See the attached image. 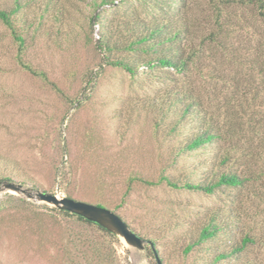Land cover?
<instances>
[{
	"label": "trees",
	"instance_id": "16d2710c",
	"mask_svg": "<svg viewBox=\"0 0 264 264\" xmlns=\"http://www.w3.org/2000/svg\"><path fill=\"white\" fill-rule=\"evenodd\" d=\"M139 1L151 10L147 20H135L130 15L122 19L119 43L111 42L104 32L98 37L104 64L123 71L132 85L146 96L151 95L148 103L135 101L124 108V115L130 119L127 126L130 130L140 126L142 134L137 138L151 139L152 145L155 139L160 145L157 176H144L137 167L130 166L124 194L134 189V183H142L216 197L218 203L197 213V224L183 234L186 240L178 248L179 256L169 258L171 264H264L250 251L264 240L256 237L257 226L245 223L254 224L257 216H264V0H201L196 6L194 0ZM113 2L101 0L100 4ZM19 7L20 0H14L10 11L0 7V21L10 29L21 51L24 38L13 23V13ZM92 19L100 18L96 15ZM124 31L129 36L126 40ZM114 50H124L125 54L112 57ZM160 70L163 75L158 74ZM89 80L86 82L91 83ZM118 101L122 100L116 98L115 107ZM76 102L78 96L72 104ZM86 136L94 153L89 163L96 167L95 153L105 150L99 148L103 135L94 129L88 130ZM135 139L134 136L131 150ZM124 149L119 155L121 162L143 156L138 147L135 153ZM7 162L0 156V180L13 178L5 171ZM66 172L67 169L61 174ZM97 174L93 173L92 178H98ZM7 196L15 204L1 210L0 238L29 236L23 229L30 230L31 220L36 223V236L42 235V221L58 220L56 215L61 214L65 222L72 218L81 226L82 233L62 237L60 253H45L44 241L43 256L65 264L68 246L76 247L87 239L98 264H119L113 243L117 236L105 228L46 204ZM105 202L101 197L90 203L113 212L120 206L109 207V201ZM259 220L264 226V217ZM143 239L149 244L153 264H157L155 254L168 264L159 240Z\"/></svg>",
	"mask_w": 264,
	"mask_h": 264
},
{
	"label": "rangeland",
	"instance_id": "374dc122",
	"mask_svg": "<svg viewBox=\"0 0 264 264\" xmlns=\"http://www.w3.org/2000/svg\"><path fill=\"white\" fill-rule=\"evenodd\" d=\"M200 1L194 0V5ZM100 3L101 0H51L50 3L20 0L18 11L13 13V23L24 38L21 51L10 29L0 21V156L8 161L5 171L12 175L11 181L24 187L89 203L104 197L109 207L119 204L115 212L140 237L157 238L166 262L171 264L169 258L179 256L178 248L186 240L183 234L197 224V213L218 201L214 195L164 184L134 183V189L124 194L130 166L137 167L144 176H157L160 145L155 139L152 145L151 139L137 138L142 134L140 126L134 125L131 130L127 126L130 119L124 115V108L135 101L148 103L151 95L146 96L137 85H132L123 71L104 64L98 37L104 32L111 42L119 43L122 19L130 15L135 20H147L151 10L139 0H114L113 5ZM0 7L10 11L14 0H0ZM96 15L99 21L92 22ZM124 37V40L129 37L126 31ZM124 54V50L111 53L112 57ZM158 74L163 75V70ZM138 82L141 83L140 79ZM76 96L80 104H72ZM116 98L122 101L115 107ZM94 129L103 135L99 148L105 149L95 153L97 168L89 163L94 153L86 142V132ZM134 136L133 150L138 147L143 156L121 162L119 155L124 148L135 153L130 149ZM65 169L67 172L61 174ZM95 171L98 178H92ZM99 179L102 182H97ZM7 194L26 199L15 193H0V220L4 213L1 210L15 204L7 199ZM56 217L58 220L42 221V235L36 236V223L31 220L30 230L23 229L29 236L21 238L14 234L10 240L2 236L0 264H56L43 256L44 241L45 253H60L62 237L66 239L68 233L83 230L72 218L65 222L61 214ZM262 217L257 216L254 224L245 223L257 226L255 235L263 241L264 226L259 223ZM113 243L119 264L155 262L147 240L143 250L127 245L119 237ZM69 247L65 264H98L87 239ZM250 251L264 263V242L257 243Z\"/></svg>",
	"mask_w": 264,
	"mask_h": 264
},
{
	"label": "water",
	"instance_id": "95a60500",
	"mask_svg": "<svg viewBox=\"0 0 264 264\" xmlns=\"http://www.w3.org/2000/svg\"><path fill=\"white\" fill-rule=\"evenodd\" d=\"M2 192L23 195L27 200L44 202L57 209L81 216L123 239L127 245L138 250L144 249V243L146 241L137 235L117 213L107 207L70 197H59L55 193L38 189L33 190L11 180L0 181V193ZM155 257L157 264H163L156 254Z\"/></svg>",
	"mask_w": 264,
	"mask_h": 264
}]
</instances>
